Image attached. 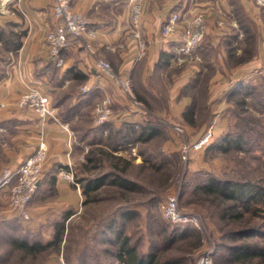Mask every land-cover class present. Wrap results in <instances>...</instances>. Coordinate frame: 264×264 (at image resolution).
I'll use <instances>...</instances> for the list:
<instances>
[{
    "label": "crops",
    "instance_id": "1",
    "mask_svg": "<svg viewBox=\"0 0 264 264\" xmlns=\"http://www.w3.org/2000/svg\"><path fill=\"white\" fill-rule=\"evenodd\" d=\"M204 3H208L207 36L223 49L207 61L213 73L203 108L193 106V98L187 95L176 105V110L179 123L207 127L214 122L215 135L219 136L229 122V114L225 113L234 107L233 99L242 96L248 85L264 80V72L253 71L264 67V4L259 0H208ZM202 4V0H144L142 30L148 51L144 58L138 59V43L130 30L128 0H73V8L83 13L89 26L97 30L96 52L88 53L81 40L70 38L63 50L65 64L57 65L46 41L47 32L58 22L53 13V0H0V63L3 64L0 67V171L7 165L23 163L41 143L47 147L48 173H59L53 168L55 163L64 164L69 171L67 164L73 149L64 123L53 118L43 120L31 108L19 104L30 83L43 87L57 117L62 115L66 118L63 121L69 124L106 94L114 95L117 104L127 102L114 80L96 66L98 58L109 61L117 73L130 74L136 93L149 101L145 93L156 92L150 79L156 75L162 83L164 79V83L169 80L163 69L168 68L172 57L169 52H173L178 55L181 77L185 79L181 87L185 90L191 87L190 79L202 77L208 67L200 48L181 54L179 47L184 23L201 11ZM173 12L182 15L181 27L174 35L166 36L161 28ZM246 29L252 30L255 36L253 56L245 55L244 47L249 42ZM18 43L20 47L14 50ZM212 44L210 41L201 48L208 50ZM86 83L91 84L92 89L83 93L80 87ZM198 109L206 112L204 121H197ZM125 111L130 121L147 120L148 115L132 111L129 105ZM119 119H115L116 124H121ZM42 184L41 181L39 186ZM55 185L72 205L78 203V189L71 181L60 177ZM75 214L71 212L68 219Z\"/></svg>",
    "mask_w": 264,
    "mask_h": 264
},
{
    "label": "rangeland",
    "instance_id": "2",
    "mask_svg": "<svg viewBox=\"0 0 264 264\" xmlns=\"http://www.w3.org/2000/svg\"><path fill=\"white\" fill-rule=\"evenodd\" d=\"M202 1L203 6L200 10L205 13L207 24L208 3L204 2H208V0ZM207 35L208 24L205 38L195 47L197 51L200 48L201 52H199L208 67L197 87H195L193 78L190 79L191 87H187L186 90L181 87L185 79L181 77L182 68L177 60L178 55L173 52H169L172 57L168 68L164 67L163 69L165 73L167 71L169 80L164 83V79L162 83L160 79L157 80L156 75L150 79L156 92L145 93L150 103L146 105L148 117L145 120L158 123L161 134L148 142L132 144L133 147H136L141 160L138 161L130 157L132 146H125L116 151L117 154L123 155L129 163L126 175L142 185L144 190L123 192L120 187L107 184L91 194H85L84 183L80 179L114 168L113 160L98 151L94 157L98 158L99 162L87 164L88 153L96 149L97 143L105 145L108 149L114 144H111L105 134L95 136V132L92 131L93 128L98 127L94 115L95 105L81 112L80 117L71 124L64 122L62 115L59 116V121L68 124L69 131L67 132L72 141L73 151L67 164L68 170L71 172L70 178H68L69 171L65 169L64 164L60 163L53 165V168H57L59 173H48L46 168L47 153L40 180L43 184L42 186L38 184V188L27 206L30 215L27 220L10 207V190H0V264H117L116 247L108 240V238L114 237V231L109 228V224L114 223L113 226L117 229L122 223L120 214L124 208L137 211V216L127 221L124 229L131 235L132 242L139 244L141 250L158 247L162 249L164 257H178L184 264H198L199 259L207 251H212L214 264H235L230 261L226 248L230 242L222 236L217 216L211 215L210 206L204 205L201 202L203 201L201 194L195 191L197 184L206 179L208 175L234 176L239 172L242 174L250 170L254 177L258 176L261 170L259 162L261 157H264V133L251 135L255 139L247 145V151L220 152L218 149L208 146L202 152L193 153L189 161L184 160L182 145L193 141L209 126L205 127L203 124L198 125L197 123L191 125L179 123L176 110V105L183 96L198 97L196 102L199 106H204L209 97V81L213 67L207 61L219 54L223 48L214 40H209ZM210 41L214 43L210 49L201 48L202 45L209 44ZM1 65L3 64L0 63V67H2ZM262 68L263 66L253 71ZM113 70L115 71L114 68ZM203 84H206L205 92L202 90ZM251 86H253V93L249 96L248 102L250 113L242 112L234 98V107L227 109L225 113L229 114V122L219 136L215 135L213 142L229 130L238 132L241 129L239 124L242 123V116L248 117L260 131H264V80H257ZM108 95L116 99L114 95ZM117 103L115 101L113 104V119L120 118L119 120L123 121L124 118L129 117L125 111L129 104H127L128 102ZM200 107L199 109H201ZM205 115L204 110H199L197 121H204ZM176 126L182 127L184 132H178ZM87 128L88 132L85 133ZM201 130L203 132L197 136ZM145 157L150 162H144ZM151 163H158L163 167L159 171H154L150 167ZM95 164L97 166H94ZM142 165L144 166L142 167ZM60 177L71 181L77 187L79 201L76 205L67 201L66 195H62L61 190L55 185V180L57 181ZM170 195L178 197L179 206L183 211L197 214L202 218L205 231L204 233L196 231L194 236L184 240L180 239L172 245V248L163 249L164 239L168 232L180 225L167 220L162 214V205ZM71 212L76 214L72 219H68ZM59 228H63V239L60 244H56L54 237ZM14 239L26 241L29 244L38 242L46 247L30 252L15 247L12 243ZM198 240L200 241L199 245Z\"/></svg>",
    "mask_w": 264,
    "mask_h": 264
},
{
    "label": "trees",
    "instance_id": "3",
    "mask_svg": "<svg viewBox=\"0 0 264 264\" xmlns=\"http://www.w3.org/2000/svg\"><path fill=\"white\" fill-rule=\"evenodd\" d=\"M249 42L245 48V55L253 56L255 54L254 42L255 36L252 30H245ZM207 34V33H206ZM206 36V35H205ZM205 38V37H204ZM200 44V43H199ZM198 44V45H199ZM197 45V46H198ZM20 43L14 47L18 49ZM164 56V53H163ZM166 62V61H165ZM193 81L195 87L202 81L201 77L195 78ZM204 86L203 84V92ZM253 86L248 85L244 94L235 97L236 105L241 108L244 113H250L248 110V100L253 93ZM136 92V91H135ZM138 99L142 100L145 105H149L148 99L136 93ZM198 97H193V106L197 105ZM236 112V111H235ZM238 112V111H237ZM238 115V114H236ZM190 115L187 114V118ZM191 121L192 119H188ZM242 123L238 132L231 130L225 132L217 141L211 142L210 147L218 149L220 152H228L231 150L247 151V145L251 143L255 137L251 135H261L264 131H260L252 120L248 117L242 116ZM238 125V124H237ZM95 136L105 134L111 144H114L110 149L105 145L97 143L96 149L88 153L87 161L99 162V159L94 157L96 151L102 153L113 160L114 168L109 171H103L94 176L80 179L83 185L85 194H91L97 191L102 186L107 184L120 187L123 192L143 191L144 188L135 180L126 175V170L129 163L123 155L117 154L118 149L125 146L131 147L133 143L148 142L161 134V128L156 122L151 121H122L121 124H116L115 120L109 121L104 125H100L92 130ZM88 132V128L85 133ZM251 134L249 135V133ZM100 144V145H99ZM150 162L145 157L144 162ZM94 166H97V165ZM144 165H142L143 167ZM151 169L159 171L163 165L158 163H151ZM260 174L254 177L250 170L240 175L234 176H217L208 175L206 179L200 181L196 187V193L201 194V201L204 205H209L211 215L217 216L222 236L227 238L230 242L227 245L230 261L235 264H264V157L262 156L259 162ZM137 211L131 209H123L120 214L121 224L117 229L113 226L114 223L109 224V228L114 231V237L108 240L114 243L115 257L117 264H184L181 259L176 257H164L162 249L155 247L154 249L141 250L139 244L133 243L131 235L125 232L124 225L127 221L135 218ZM196 230L188 225H179L173 231H169L165 237V245L163 249L172 248L178 240L188 239ZM63 239V228H59L55 233L54 243L60 244ZM198 245L200 241L198 240ZM17 248L26 249L30 252H35L45 248L46 245L41 243H27L19 239L12 241ZM224 255V254H223ZM222 255V256H223ZM224 258V257H223ZM228 260V259H226Z\"/></svg>",
    "mask_w": 264,
    "mask_h": 264
},
{
    "label": "built area",
    "instance_id": "4",
    "mask_svg": "<svg viewBox=\"0 0 264 264\" xmlns=\"http://www.w3.org/2000/svg\"><path fill=\"white\" fill-rule=\"evenodd\" d=\"M259 1L264 4V0ZM128 7L130 11V30L138 43L137 58L141 59L147 52V41L142 35L144 0H128ZM53 13L58 22L55 27L47 32L46 41L50 55L55 59L57 65L65 64L63 50L68 46L70 38L81 40L88 53L95 54L94 39L97 36V30L89 26V22L83 13L73 8V0H53ZM181 21L182 15L179 12H173L167 21L163 23L161 28L162 33L166 36L174 35L180 29ZM206 33V15L203 11H199L187 19L183 25L181 45L179 47L180 53L190 54L204 39ZM96 66L114 80L121 95L131 105L132 111L140 112L145 116L148 115L145 103L138 99L136 95L130 74L115 72L110 62L102 58L96 59ZM260 71L264 72V67ZM91 89L92 85L89 83L80 87L83 93H87ZM114 103L115 99L108 94L96 102L94 115L98 126L114 120ZM19 104L23 107L31 108L43 120L49 118L58 120L50 96L38 83L33 82L25 87ZM125 120L127 119L124 118L123 121ZM63 125L69 131L68 124ZM175 128L180 133L184 132L180 126H176ZM214 137L215 123L213 122L200 136L182 145L184 160L189 161L193 153L204 151L213 141ZM129 154L131 158L138 161L141 160L136 147L132 146ZM46 158L47 147L44 143H41L37 151L30 155L23 163L17 166L7 165L0 172V190H10L9 205L23 219L27 220L30 218L27 206L38 188ZM70 174L71 172L69 171L68 178H70ZM162 214L172 223L190 225L199 233H204L205 231L202 218L197 214L183 211L179 206L176 195H170L166 198L162 205ZM198 264H214L212 251H207L199 259Z\"/></svg>",
    "mask_w": 264,
    "mask_h": 264
},
{
    "label": "water",
    "instance_id": "5",
    "mask_svg": "<svg viewBox=\"0 0 264 264\" xmlns=\"http://www.w3.org/2000/svg\"><path fill=\"white\" fill-rule=\"evenodd\" d=\"M40 183V182H39Z\"/></svg>",
    "mask_w": 264,
    "mask_h": 264
}]
</instances>
